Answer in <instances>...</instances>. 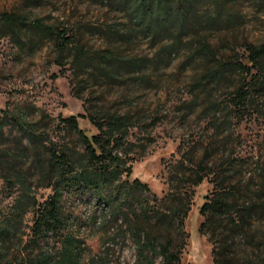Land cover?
Masks as SVG:
<instances>
[{"label": "rangeland", "instance_id": "rangeland-1", "mask_svg": "<svg viewBox=\"0 0 264 264\" xmlns=\"http://www.w3.org/2000/svg\"><path fill=\"white\" fill-rule=\"evenodd\" d=\"M3 11L65 26L95 62L100 51L111 48L116 54L144 56L146 65L134 72L130 64L115 59L111 64L121 68L118 78L93 65L76 69L69 48L61 52L46 37L29 41V33H23L26 40L18 44L3 35L0 25V108L22 114L38 135L29 142L13 123L3 127L0 222L14 204L22 206L17 202L22 195L19 174H25L37 200L52 193V186H46L48 178L33 163L43 151V141L81 153L77 133L65 126L62 117L127 113L133 123L123 145L131 166L129 181L138 177L148 189L132 192L123 182V191L109 204L94 191L64 190L62 233L74 237L71 251L79 264H148L137 259L133 237L138 228L157 244L156 251L149 253L153 264L163 262L161 243L179 249L176 264H264V96L235 115L224 106L237 83L234 72L193 88L207 62L194 56V46L187 43L199 36L223 57L233 49L242 53L245 42L264 40V0H200L198 17L208 22L186 28L171 54L159 52L166 37L153 40L135 28L129 38L122 35L132 22L119 0H0ZM215 98L222 101L216 113L205 109ZM78 121L88 134L98 131L88 117ZM199 163L206 170L196 184ZM125 178L126 172L121 181ZM118 185L115 182L113 189ZM220 188L229 191L230 204L202 226L207 219L200 206L207 194ZM184 201L189 209L180 227L175 209ZM31 209L9 236L0 235L3 261L41 249H49L59 259L68 244L61 235L29 243Z\"/></svg>", "mask_w": 264, "mask_h": 264}, {"label": "trees", "instance_id": "trees-1", "mask_svg": "<svg viewBox=\"0 0 264 264\" xmlns=\"http://www.w3.org/2000/svg\"><path fill=\"white\" fill-rule=\"evenodd\" d=\"M38 3L41 0H30ZM200 0H119L123 7L127 8L132 27L128 32L122 33L127 39L131 36L132 30L138 29L147 36L154 39H163L164 43L159 52L173 53L177 49V44L182 42L184 30L189 26H198L201 22H208L198 17L197 7ZM218 1V0H217ZM210 17L209 22H211ZM0 25L3 35L9 36L18 44L24 39L23 33L30 34L27 40L33 41L36 36L46 37L53 40L56 48L63 52L66 49L72 51V63L74 68L86 70L90 65L100 68L104 73L112 78H118L120 67L112 65L113 60L126 62L132 66L134 72L139 71L146 65V57L130 54H116L113 49L106 48L100 51L99 61L90 54L87 48L82 45L78 37L71 34L65 26L57 23H48L41 17H32L29 14L17 11L0 12ZM118 33H121L117 29ZM129 34V35H128ZM187 43L194 46L193 54L197 57L205 58L207 66L198 76V81L192 83L193 88L198 85L207 84L209 81L217 82V79L234 72L237 75L235 88L230 92V96L225 101V107L229 108L235 115L243 109L249 108L257 97L264 96V40L259 43L245 42L244 51L239 53L233 49V53L223 57L219 49L213 46L204 37L189 39ZM203 85V86H204ZM222 101L213 99L205 108L213 109L216 113L220 110ZM0 134L7 123H13L20 133L31 142L36 139L37 128L30 123L22 114L14 109L0 108ZM79 117H88L91 123L97 128V132L88 134L85 129L79 126ZM127 113H102L89 112L87 115L71 114L62 117L66 127L74 130L81 143V153L78 151L66 150L56 146L53 142L47 145L42 142L43 151H40L35 159L34 165L39 168L45 178H48L46 186H52V193L45 199L37 200L26 185V176L19 174L18 181L21 184L22 195L17 198V202H22L21 208L13 205L12 212L0 222V235L9 236L15 224L21 222L25 212L32 207L31 237L28 242L36 244L39 239L49 236H63V240L68 244L64 245L60 251L59 259L49 249H41L38 253L26 252L21 257L3 261L0 248V264H79L71 251L72 243L75 239L70 234L62 233L64 218L61 215V199L65 189H75L83 192L94 191L100 200L104 199L108 204L121 191L122 183L125 182L132 192L138 188L148 189L147 184L138 177L129 181L131 166L127 164V149H123L126 141L128 128L133 125ZM122 149V151H121ZM1 159V158H0ZM196 175L193 182L198 184L203 180V170H206L201 163L197 166ZM126 172V178L121 181V175ZM115 182L119 185L114 188ZM223 188L215 190L211 195H206L205 201L200 206V211L206 216L207 225L211 215L222 212L229 206L227 193ZM130 193V192H129ZM30 199V203L28 199ZM130 198V196H127ZM189 207L184 201L179 208L175 209L178 225H183V220ZM97 216L94 215V220ZM208 222V223H207ZM134 242L137 247V259L145 260L148 264H153L149 253L156 251L157 244L152 238L139 228L134 231ZM159 252L162 255V264H176L180 259L179 249H172L171 243H161Z\"/></svg>", "mask_w": 264, "mask_h": 264}]
</instances>
